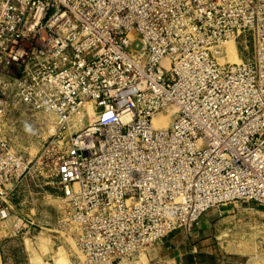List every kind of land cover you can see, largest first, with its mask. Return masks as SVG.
<instances>
[{"label":"built area","instance_id":"obj_1","mask_svg":"<svg viewBox=\"0 0 264 264\" xmlns=\"http://www.w3.org/2000/svg\"><path fill=\"white\" fill-rule=\"evenodd\" d=\"M250 34L254 60L229 62L223 45ZM87 106L98 115L58 169L85 264L124 261L220 206H264V0H0V121L25 107L69 129ZM29 172L0 137V221Z\"/></svg>","mask_w":264,"mask_h":264},{"label":"rangeland","instance_id":"obj_2","mask_svg":"<svg viewBox=\"0 0 264 264\" xmlns=\"http://www.w3.org/2000/svg\"><path fill=\"white\" fill-rule=\"evenodd\" d=\"M237 50L243 62L253 61L254 37L251 34L242 37L237 42ZM89 107L91 106L86 108ZM87 112V110L82 111V115L79 116L82 117L83 124H77L79 117L75 114L69 129L67 126L62 128L59 118L54 114L43 111L29 112L25 107L13 117L1 119L0 137L8 142L14 153L30 165V172L12 192L10 198L12 209L9 218L0 221V230H4V234L0 236V246L1 243L6 244L4 259L6 264H28L22 244L23 238L37 236L39 241L45 243V238L48 236H38L39 232L58 237L57 240L53 239L56 245L51 254V258H57L56 264H85V257L79 251L75 238L70 232L63 229V233H52L45 228H53L46 223L62 226L65 204L61 201L59 164L68 154L71 137L89 125L90 114ZM93 112L96 116L99 111L95 109ZM173 112L171 109L161 116L172 117ZM170 117L164 121L168 127L173 123V117ZM219 208L223 212L221 217H224L225 221L218 227H213L214 244L226 256L243 257L249 261V264H264V206L252 201H239L212 210ZM27 216L39 219L34 226L36 231L25 235V230L18 228L19 233L16 232V235L8 234L11 227L20 221L25 223V220H30ZM59 230L62 231L60 228ZM160 242L162 241L114 264H149L150 253Z\"/></svg>","mask_w":264,"mask_h":264},{"label":"crops","instance_id":"obj_3","mask_svg":"<svg viewBox=\"0 0 264 264\" xmlns=\"http://www.w3.org/2000/svg\"><path fill=\"white\" fill-rule=\"evenodd\" d=\"M222 214L223 212L220 211V208L219 210L208 211L193 229H179L168 234L162 242L152 249L149 264H249V261L243 259V257L224 255L222 250L214 244L213 227H218L219 224L225 221V218L221 217ZM27 217L30 220L24 219L25 223L20 221L17 225L11 227L12 229L8 234H11V236L16 235V232L19 233L18 228L25 230V235L36 231L34 226H36V222L39 219L31 216ZM46 224L53 227L50 229L45 228L48 231L63 233L62 226L59 227L53 223ZM2 234H4V230H0V236ZM37 235H47L48 237L45 236V243L39 241L37 236H33L34 238H23L22 244L27 255V263L51 264L53 262L52 264H56L57 258H51V254L56 245L53 239L57 240L58 237L45 234L44 232H39ZM5 247L6 244L1 243L0 264H6L4 262ZM62 248H59V250Z\"/></svg>","mask_w":264,"mask_h":264},{"label":"bare ground","instance_id":"obj_4","mask_svg":"<svg viewBox=\"0 0 264 264\" xmlns=\"http://www.w3.org/2000/svg\"><path fill=\"white\" fill-rule=\"evenodd\" d=\"M236 46H237V44L234 41H228V42H226L223 45V49L227 53V56H228V58H229V60H230L231 63H233V64H240V63H242V59H241V57L238 54V50H237V47ZM220 62L221 63H224L225 62V59L222 58L220 60ZM165 65H167V62H165ZM87 111H88L87 113L90 114L89 121L92 122L93 120H95V118L97 117L98 114L96 116L93 114L94 113L93 112V107L87 108ZM173 111L174 112L172 113V117H173L172 121H174V119L177 117V109L174 108ZM80 115H82V114H76L75 116H78L79 117ZM169 117L170 116H161V117L159 116V117L155 118V120L153 122L154 127L156 129H161V130H168V129H170L171 124H173V123H171L170 126L168 127V124H166L164 122ZM172 117H170V118H172ZM72 121H73V117H72L69 125L71 123H73ZM82 122H83L82 117L77 118V124H79V123L80 124H83Z\"/></svg>","mask_w":264,"mask_h":264}]
</instances>
